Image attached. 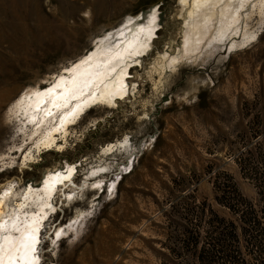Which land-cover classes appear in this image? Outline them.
Segmentation results:
<instances>
[{
    "label": "rangeland",
    "instance_id": "obj_1",
    "mask_svg": "<svg viewBox=\"0 0 264 264\" xmlns=\"http://www.w3.org/2000/svg\"><path fill=\"white\" fill-rule=\"evenodd\" d=\"M252 6L236 35L170 69L184 43L189 9L181 0H0V191L8 184L15 191L6 215L27 184L37 186L66 163L79 165L73 183L55 192L58 213L42 224L39 264H198L210 235L221 232L214 216L238 225L219 201L224 192L255 203L257 188L242 175L239 158L256 146L264 160V16ZM153 14L150 50L126 61L124 100L87 108L68 125L64 151L44 149L22 166L18 154L7 156L22 145L6 115L15 97L48 87L98 39L146 26ZM125 139L122 153L104 156L106 145ZM104 165L109 173L85 179ZM67 191L74 200L64 203ZM84 212L79 235L55 245L62 237L52 240L54 230Z\"/></svg>",
    "mask_w": 264,
    "mask_h": 264
},
{
    "label": "bare ground",
    "instance_id": "obj_2",
    "mask_svg": "<svg viewBox=\"0 0 264 264\" xmlns=\"http://www.w3.org/2000/svg\"><path fill=\"white\" fill-rule=\"evenodd\" d=\"M251 1L191 0L188 2L184 0L181 2L182 7L188 6L189 9L185 22L184 43L179 56L168 62L170 69L176 66L179 59L191 58L197 54L202 46L222 44L229 37L236 35L242 21V12L251 5L255 13L264 16V0H258L256 5L254 4L256 0L252 3ZM155 22L156 17L153 14L146 26H135L127 31L128 27H126L117 33V39H114L113 35L98 39L89 52L62 68L61 74L50 84L47 83L48 87L43 88L45 82L35 84V88H29L15 97L8 106L6 115L7 119H12L16 125V134L22 139V145L16 147L14 151L10 149L7 156L18 154L22 166L34 161L44 149L54 148L64 151L71 132L69 128L67 129L68 125L75 122L87 108L100 103L101 107L96 108L111 109L117 105L115 99L124 100L128 88L125 87V82L127 83L125 78L129 76L126 61L129 57L139 58L150 50L152 38L155 37ZM249 40L250 38H246V41L243 40L241 43H232L230 50L245 45ZM124 74H126L125 78ZM49 89L52 91L49 92ZM59 139L62 141L60 144ZM126 143L125 139L106 145L103 149L104 156L117 151L122 153ZM3 157L6 158V155H0L1 168H4V164H1L5 160L2 159ZM107 166L92 169L86 174L85 179L92 181L99 178L97 177L99 173H109ZM78 167L77 163H66L61 169L47 172L37 186L27 184L22 190L19 201L15 203L12 214L6 215L5 210L8 209V202L15 197L14 187L8 184L7 188L0 191V224L3 225L0 229V239L3 241L0 264H11L13 259L15 264H26L25 255L28 264H39L38 249L43 234L42 224L51 218L53 213H58L53 202L57 195L55 192L66 184L73 183V176ZM99 183L100 181H95L93 184ZM102 188V184L91 187L96 191ZM112 191V189L108 191L110 195ZM64 195V203L74 200L72 192L67 191ZM85 216V212L80 213L57 227L51 239L55 238L57 241L56 236H61L62 239L55 245L61 243L65 236L67 239L78 236ZM80 218L82 219L78 222ZM28 234L36 236L38 240L34 248L23 247L24 243L32 244V241H25V236Z\"/></svg>",
    "mask_w": 264,
    "mask_h": 264
},
{
    "label": "trees",
    "instance_id": "obj_3",
    "mask_svg": "<svg viewBox=\"0 0 264 264\" xmlns=\"http://www.w3.org/2000/svg\"><path fill=\"white\" fill-rule=\"evenodd\" d=\"M254 150L259 152L255 158ZM262 161L260 147L244 150L241 154L239 166L242 175L257 188L256 202L247 201L240 195L229 197L223 192L219 202L237 217L238 225L214 216L221 232L218 237L210 235L196 257L198 264H248L246 257L253 260V264H264V169L258 168ZM230 187L235 193L234 184Z\"/></svg>",
    "mask_w": 264,
    "mask_h": 264
},
{
    "label": "snow or ice",
    "instance_id": "obj_4",
    "mask_svg": "<svg viewBox=\"0 0 264 264\" xmlns=\"http://www.w3.org/2000/svg\"><path fill=\"white\" fill-rule=\"evenodd\" d=\"M181 2H184V0H181ZM51 91H52V89H49V92H51ZM5 194L7 195V193H5ZM2 227H3V225L0 224V229H2ZM25 241H32L31 245H29L28 243L23 244V247L26 249L30 246L32 248H34L35 243H38L36 236L31 235V234H28L25 236ZM2 252H3V241H2V239H0V259H2ZM25 261H26V264H28L26 255H25ZM11 264H15V259L12 260Z\"/></svg>",
    "mask_w": 264,
    "mask_h": 264
}]
</instances>
